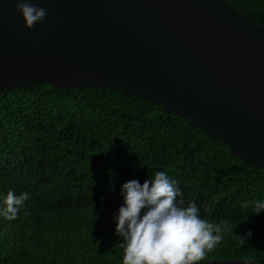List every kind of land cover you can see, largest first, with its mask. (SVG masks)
Segmentation results:
<instances>
[{
	"label": "trees",
	"instance_id": "1",
	"mask_svg": "<svg viewBox=\"0 0 264 264\" xmlns=\"http://www.w3.org/2000/svg\"><path fill=\"white\" fill-rule=\"evenodd\" d=\"M264 29V0H223ZM178 181L185 205L222 228L203 261L264 264V170L159 104L107 88L42 83L0 94V208L30 194L18 218L0 216V264H123L113 216L120 187L156 171ZM252 236L241 246L234 235ZM234 234V235H233Z\"/></svg>",
	"mask_w": 264,
	"mask_h": 264
},
{
	"label": "water",
	"instance_id": "2",
	"mask_svg": "<svg viewBox=\"0 0 264 264\" xmlns=\"http://www.w3.org/2000/svg\"><path fill=\"white\" fill-rule=\"evenodd\" d=\"M0 0V94L46 83L159 104L264 170V29L223 0ZM199 264H255L211 261Z\"/></svg>",
	"mask_w": 264,
	"mask_h": 264
},
{
	"label": "clouds",
	"instance_id": "3",
	"mask_svg": "<svg viewBox=\"0 0 264 264\" xmlns=\"http://www.w3.org/2000/svg\"><path fill=\"white\" fill-rule=\"evenodd\" d=\"M16 11L28 29L47 16L46 9L29 0H20ZM183 195L178 181L163 170L143 183L132 179L121 185L122 203L113 221L114 233L121 241L123 264H199L221 243V226L201 218L194 201L185 205ZM29 199L28 192L17 196L9 191L0 216L16 220ZM253 208L254 215L264 213V199L256 200ZM234 236L244 246L252 232Z\"/></svg>",
	"mask_w": 264,
	"mask_h": 264
}]
</instances>
